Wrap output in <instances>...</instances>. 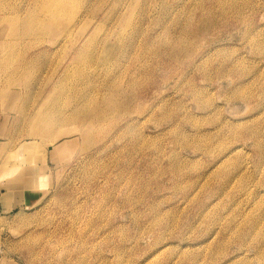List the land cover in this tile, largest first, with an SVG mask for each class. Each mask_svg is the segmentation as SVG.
<instances>
[{
    "label": "rangeland",
    "instance_id": "374dc122",
    "mask_svg": "<svg viewBox=\"0 0 264 264\" xmlns=\"http://www.w3.org/2000/svg\"><path fill=\"white\" fill-rule=\"evenodd\" d=\"M59 1L0 0V264H264V0Z\"/></svg>",
    "mask_w": 264,
    "mask_h": 264
},
{
    "label": "bare ground",
    "instance_id": "6f19581e",
    "mask_svg": "<svg viewBox=\"0 0 264 264\" xmlns=\"http://www.w3.org/2000/svg\"><path fill=\"white\" fill-rule=\"evenodd\" d=\"M56 1H57V2H56ZM50 2L56 4V7L58 6V9H59V10H61L62 8L65 7V6L63 5V3H61L59 0H50ZM39 4H40V3H39ZM43 4H44V3H43ZM50 6H51V5H50ZM50 6H49V7H50ZM52 6H53V5H52ZM25 7H26V6H25ZM51 8H52V7H51ZM53 8L55 9V7H53ZM17 9H18V8H17ZM17 9H16V10H17ZM23 9H24V7H23ZM23 9H22V10H23ZM62 10H63V9H62ZM20 11H21V10H20ZM16 12H17V11H16ZM16 12H15V13H16ZM18 12H19V11H18ZM9 13H10V12H9ZM19 13H20V12H19ZM9 15H11V14H9ZM19 15H20V14H19ZM19 15H18V16H19ZM5 16H6V15H5ZM5 16H4V17H5ZM45 19H46V18H45ZM49 21H50V20H49ZM49 21H48V22H49ZM6 22H7V21H5V20H0V26L3 25V27H5ZM13 23H16V21L13 22ZM10 24H11V23H10ZM12 26H15V24H13ZM9 29H10V28H9ZM18 29H20V28H18ZM13 32H14V31H13ZM1 36H2V35H1ZM107 41H109V40H107ZM103 48H104V47H103ZM4 49H5V48H4ZM4 54H5V53H4ZM2 55H3V54H2ZM1 57H3V56H1ZM1 59H2V58H1ZM62 76H63V75H62ZM66 76H67V75H66ZM63 77H64V76H63ZM61 78H62V77H61ZM66 78H68V76H67ZM63 79H64V78H62L61 80H63ZM59 81H60V80H59ZM77 92H78V91H77ZM76 94H77V93H76ZM78 95H79V94H78ZM80 97H81V96H80ZM23 146H24V144H21V147H23ZM6 158H7V157H6ZM3 165H4V164H3ZM5 165H6V164H5ZM12 166H13V165H12ZM8 167H9V166H8ZM4 168H5V167H4ZM1 171H2V170H1Z\"/></svg>",
    "mask_w": 264,
    "mask_h": 264
},
{
    "label": "crops",
    "instance_id": "0c3cea01",
    "mask_svg": "<svg viewBox=\"0 0 264 264\" xmlns=\"http://www.w3.org/2000/svg\"><path fill=\"white\" fill-rule=\"evenodd\" d=\"M1 205V204H0Z\"/></svg>",
    "mask_w": 264,
    "mask_h": 264
}]
</instances>
